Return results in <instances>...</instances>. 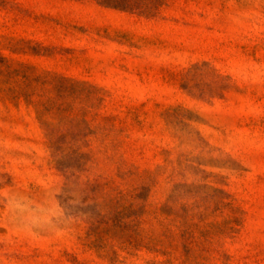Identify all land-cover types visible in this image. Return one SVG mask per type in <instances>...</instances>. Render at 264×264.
<instances>
[{
    "label": "rangeland",
    "instance_id": "rangeland-1",
    "mask_svg": "<svg viewBox=\"0 0 264 264\" xmlns=\"http://www.w3.org/2000/svg\"><path fill=\"white\" fill-rule=\"evenodd\" d=\"M0 0V264H264V0Z\"/></svg>",
    "mask_w": 264,
    "mask_h": 264
},
{
    "label": "trees",
    "instance_id": "trees-1",
    "mask_svg": "<svg viewBox=\"0 0 264 264\" xmlns=\"http://www.w3.org/2000/svg\"><path fill=\"white\" fill-rule=\"evenodd\" d=\"M103 3L107 4L108 6H112L120 9H126L129 6L127 0H104Z\"/></svg>",
    "mask_w": 264,
    "mask_h": 264
}]
</instances>
